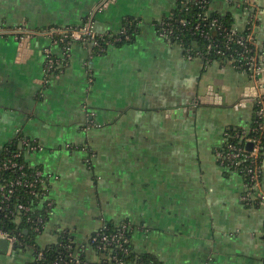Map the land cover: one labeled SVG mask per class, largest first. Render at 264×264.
I'll return each instance as SVG.
<instances>
[{"label":"crops","instance_id":"0c3cea01","mask_svg":"<svg viewBox=\"0 0 264 264\" xmlns=\"http://www.w3.org/2000/svg\"><path fill=\"white\" fill-rule=\"evenodd\" d=\"M186 1L0 0V157L20 133L34 142L25 161L48 176L55 204L40 248L63 231L80 246L113 221L163 264H264V204L245 205L243 178L216 155L226 130L251 126L254 86L229 60L189 59L160 35ZM209 12L238 33L252 26L264 46V0H210ZM88 22L99 35L136 23V39L66 53L38 34ZM13 247L0 264L35 261V249ZM87 257L100 261L91 247Z\"/></svg>","mask_w":264,"mask_h":264},{"label":"trees","instance_id":"16d2710c","mask_svg":"<svg viewBox=\"0 0 264 264\" xmlns=\"http://www.w3.org/2000/svg\"><path fill=\"white\" fill-rule=\"evenodd\" d=\"M210 0H188L183 6L176 10L173 18L165 20L159 27L158 31L166 29L172 31L169 35V40L180 45L183 48L184 55L191 59L200 58L206 65H209L215 60L230 59V56H235L236 59H241L238 54L243 52V48L236 44H231L233 51L227 52L223 57L213 56L208 47L214 44L222 45L226 42V34L234 29L231 23L224 17L218 14L209 12ZM216 21V26L211 23ZM199 25L197 29L196 26ZM136 23H132L125 28L126 35L106 34L105 40L102 41L99 36V45L94 47L96 54L105 53L110 46L121 47L125 44L132 43L136 39L138 28ZM202 33L208 34L209 37H203ZM249 31L245 33H237V36H247ZM59 39V37H56ZM76 43L67 39L64 42H58V45L67 53L71 46ZM203 56V58L201 57ZM52 58L57 59L53 54ZM60 63L53 65L49 75H57L60 73ZM253 126V122L251 124ZM245 129L229 128L226 130L225 143L216 152H228V146L235 148L243 147L247 149L243 139L236 138V135H242ZM261 146L264 153V131L260 132ZM34 144L23 133L18 134L3 151L0 157V229L9 233L16 239L14 246L17 250L26 249L28 247L35 249L36 258L32 264H163L155 255L146 253L138 254L135 251L133 244L132 225L126 222L115 223L107 222L101 229L93 233L88 242L78 246L75 237H72L71 232L63 231L60 233V243L52 245L46 249L40 248L37 243V238L43 234L52 211L55 207L54 202L49 199L50 187L48 176L44 174L40 167H32L25 161L24 150L30 144ZM22 145V148H20ZM264 155L260 156L263 160ZM17 163L18 167L10 170H4L2 167L6 164ZM222 163V159L219 160ZM231 172L242 175L244 181H248L245 171L242 172L243 166L237 169L234 164L228 160L223 163ZM235 171V172H234ZM37 172H41L42 176L37 177ZM263 176V175H262ZM263 178V177H262ZM21 181V185L13 187L14 192L10 196V200L2 204L3 192L8 193L10 182ZM26 185L33 183L32 188H26ZM1 190V187H5ZM33 191L34 194H31ZM248 204V203H247ZM246 206L250 207L253 203ZM19 205H24L29 208L28 212H23L18 209ZM106 235L108 239L115 236L120 239L121 246L118 244L107 245L101 241V237ZM93 250L100 256L99 262H91L87 257V249ZM112 259L111 261L109 259Z\"/></svg>","mask_w":264,"mask_h":264},{"label":"built area","instance_id":"2783aa9c","mask_svg":"<svg viewBox=\"0 0 264 264\" xmlns=\"http://www.w3.org/2000/svg\"><path fill=\"white\" fill-rule=\"evenodd\" d=\"M211 25L216 26V21H213ZM196 28L198 29L199 25L196 26ZM247 31H249L247 36H237L238 32L233 30L232 32L226 34V42L224 44H222L221 46L218 44H214V47L212 45L208 47L209 52L215 57H223L227 52L233 51V47L231 46V44H236L243 48V52L238 54L241 59L238 60L235 58V56H230V59H226L231 62L232 66L237 71H240L249 76L254 86V100H256L253 126L251 125L248 129L244 128L245 132H243L242 135H236V138H240L245 141L246 147L247 144L251 143L253 145L252 150H249L248 148L244 149L243 147L235 148L234 146L229 145L227 153L219 152L217 156L219 160L222 159V164L226 162V160H228L232 162L237 169L241 167V164H247L241 169L242 172L245 171V174L248 177V181L246 182L243 179L244 187L246 189L245 195L243 196V201L246 204H254L255 202L264 204V191L262 189V177L264 176V158L263 160H260V156L264 155L260 136V132L264 131V83H262L261 81V77L264 73V46L261 47L255 41L252 26H250ZM23 33L25 32L19 31L15 34H19L21 37ZM159 33L161 36L169 38V35L172 34V31L162 29ZM38 34L50 38L54 44H58V42L61 41L64 42L67 39L71 38V40L75 41L76 43L83 42L87 45L97 47L99 45V39L97 38L98 36L102 41L105 40V35H99L93 32V26L90 22L77 28H50ZM119 34L126 35V30L124 29ZM202 36L206 38L209 37V35L205 33H202ZM56 37H59V39ZM45 56L46 72L49 74L53 65L58 64V61L52 58V54L49 50L45 51ZM201 57L203 58V56ZM191 58L192 57L190 56L189 59ZM30 145L36 148L35 145ZM17 167V163L13 162L11 164L5 163L2 168L4 170H10ZM36 176L40 177L42 176V173L37 172ZM21 184V181H11L10 184H8V193L6 194L3 192L4 199L2 201V204L10 200V196L14 192L13 187ZM8 185H6L5 187L2 186L1 190H4V188H6ZM33 185V183H29L27 185L25 183L26 188H32ZM30 193L34 194L33 191H30ZM18 209L23 212L29 211V208L24 205H19ZM99 237H101V241L106 243V246L118 244L120 242V239H116L115 236H113L111 239H108L106 235H103L102 237L99 234ZM0 239L10 240L11 245H14L16 243V239L14 237L1 229ZM118 246L121 245L118 244ZM109 260L111 261L112 259L110 258Z\"/></svg>","mask_w":264,"mask_h":264},{"label":"water","instance_id":"95a60500","mask_svg":"<svg viewBox=\"0 0 264 264\" xmlns=\"http://www.w3.org/2000/svg\"><path fill=\"white\" fill-rule=\"evenodd\" d=\"M252 91L254 92V90H252ZM252 95L254 96L255 94L252 93ZM247 148H248L249 150H252L253 145H252L251 143H249V144H247ZM10 246H11V242H10V240H8V239H0V251H1V252H6V251H8L9 248H10ZM13 248H16V247H13Z\"/></svg>","mask_w":264,"mask_h":264}]
</instances>
